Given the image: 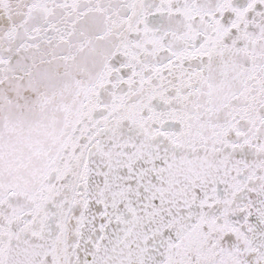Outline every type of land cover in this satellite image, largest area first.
I'll use <instances>...</instances> for the list:
<instances>
[{
	"label": "snow or ice",
	"instance_id": "snow-or-ice-1",
	"mask_svg": "<svg viewBox=\"0 0 264 264\" xmlns=\"http://www.w3.org/2000/svg\"><path fill=\"white\" fill-rule=\"evenodd\" d=\"M0 264H264V0H0Z\"/></svg>",
	"mask_w": 264,
	"mask_h": 264
}]
</instances>
